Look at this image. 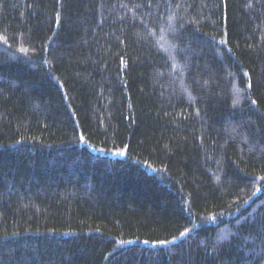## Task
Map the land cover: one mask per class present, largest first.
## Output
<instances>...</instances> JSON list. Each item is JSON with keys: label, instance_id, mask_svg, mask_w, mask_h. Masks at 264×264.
Masks as SVG:
<instances>
[{"label": "trees", "instance_id": "obj_1", "mask_svg": "<svg viewBox=\"0 0 264 264\" xmlns=\"http://www.w3.org/2000/svg\"><path fill=\"white\" fill-rule=\"evenodd\" d=\"M0 264H264V0H0Z\"/></svg>", "mask_w": 264, "mask_h": 264}, {"label": "snow or ice", "instance_id": "obj_2", "mask_svg": "<svg viewBox=\"0 0 264 264\" xmlns=\"http://www.w3.org/2000/svg\"><path fill=\"white\" fill-rule=\"evenodd\" d=\"M182 235H183V233H182Z\"/></svg>", "mask_w": 264, "mask_h": 264}]
</instances>
